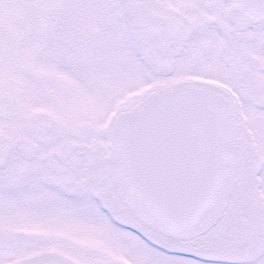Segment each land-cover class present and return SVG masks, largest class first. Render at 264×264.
I'll use <instances>...</instances> for the list:
<instances>
[{
    "label": "snow or ice",
    "instance_id": "snow-or-ice-1",
    "mask_svg": "<svg viewBox=\"0 0 264 264\" xmlns=\"http://www.w3.org/2000/svg\"><path fill=\"white\" fill-rule=\"evenodd\" d=\"M0 264H264V0H0Z\"/></svg>",
    "mask_w": 264,
    "mask_h": 264
}]
</instances>
